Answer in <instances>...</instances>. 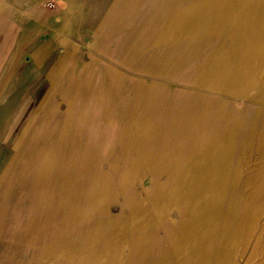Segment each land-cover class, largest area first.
Segmentation results:
<instances>
[{
	"label": "rangeland",
	"instance_id": "rangeland-1",
	"mask_svg": "<svg viewBox=\"0 0 264 264\" xmlns=\"http://www.w3.org/2000/svg\"><path fill=\"white\" fill-rule=\"evenodd\" d=\"M68 2L0 0V264H264V0Z\"/></svg>",
	"mask_w": 264,
	"mask_h": 264
},
{
	"label": "crops",
	"instance_id": "crops-1",
	"mask_svg": "<svg viewBox=\"0 0 264 264\" xmlns=\"http://www.w3.org/2000/svg\"><path fill=\"white\" fill-rule=\"evenodd\" d=\"M118 0H114V2H113V6L111 7V9H109L108 10V13L106 14V16H105V18H104V20H103V23L101 24V26L97 29V31H96V34L97 35H99V33H100V35H102L103 36V39H105V34H104V32H106L107 30H110L111 32L113 31H115V28H116V26L114 25L115 23H114V21L112 20V18H114L115 17V15H116V13H117V8H118V6L116 5V2H117ZM73 4H70V2H68V0H65V4H64V6H65V8L67 9V10H69L70 8H72L73 6H72ZM69 12V11H68ZM67 11L65 12V13H63V15H64V17H65V26H63V24L62 23H60L61 25L58 27V29L57 30H64V32H66V31H69L70 30V26H71V23H72V20H70L69 19V13H68ZM63 26V27H62ZM107 28V29H106ZM106 30V31H105ZM127 35H126V37L124 38L125 40H127V39H131V38H136V36H135V34H133V33H135L136 32V30L135 29H133L132 27H129V28H127ZM108 37V36H107ZM107 37H106V39H107ZM145 36H143V38H144ZM107 40H109V39H107ZM100 41V40H99ZM104 44L102 43V41H101V46H103ZM120 47H122V46H120ZM89 55L93 58V62L95 61L96 62V60H95V58H94V53H93V51L92 50H90V53H89ZM115 56H117L116 58H118L119 60L121 59V60H123V61H125L127 64H135V60H136V58L135 57H138L139 55H137V52L134 50V52L133 51H128V50H126V51H121V49H119L118 50V52H116L115 53ZM141 57H145V56H148L146 53H144V54H141L140 55ZM151 59H145V60H141V61H144V63L145 64H147V63H153V57L151 56L150 57ZM94 67V66H93ZM93 67H91L90 68V64H85L84 66H82V68L80 69V72H89V71H91L92 69H93ZM136 70H146V71H148V68L147 67H145V69H137V67L135 68ZM108 71H110L111 73L113 72V73H115L114 71H111L110 69L108 70ZM105 72H106V70H105ZM105 72H103V76L101 77V81L99 82V83H105L106 81H105V77H106V73ZM89 81H86L85 83H94L93 82V75H89ZM201 173V172H200ZM199 176H201L200 174H199ZM198 176V177H199Z\"/></svg>",
	"mask_w": 264,
	"mask_h": 264
}]
</instances>
